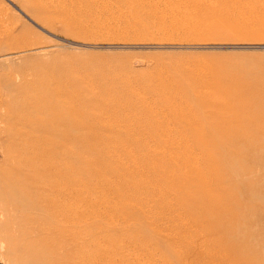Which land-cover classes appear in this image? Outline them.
I'll use <instances>...</instances> for the list:
<instances>
[{
	"label": "rangeland",
	"instance_id": "1",
	"mask_svg": "<svg viewBox=\"0 0 264 264\" xmlns=\"http://www.w3.org/2000/svg\"><path fill=\"white\" fill-rule=\"evenodd\" d=\"M43 1L44 6L41 10L43 14L37 15L30 8L29 0H0V41L4 43V46L0 48V264H39L41 258V256L38 257L37 262L35 259L37 253L35 252V258L31 256V260L25 263L14 253L15 246L18 247L20 244V233L24 229L29 215L28 209L25 207L26 204L23 205L22 202L24 200L26 202L32 196V193L25 186L30 178L27 174V171L30 170L29 162L17 151L20 134L24 133L18 127L17 117L23 116V112H16L14 116L11 109L15 104V97L22 98L30 94L34 89H38L39 85L37 86V82L41 79L56 81V83L53 81V88L51 87L52 85L50 86L51 90L48 88L51 94L49 104L52 103L55 104L56 108H61L62 113L66 117L73 116L79 120H84V118H87L88 108H92L93 105L96 106L102 102L101 104H105L107 109L111 106L109 110H112V113L110 114H113V116L121 115V118L116 116L117 119H120L117 121L121 124L116 122L114 125L117 126L118 124L119 128L121 127L119 131L122 130L121 132L128 133L123 135L122 138L125 136L124 140L131 143L135 142L139 137L144 136L142 135L143 133L148 134L149 132L139 131L140 134H135L132 126H127L130 121L128 118H133L131 112H128L132 110L134 112L133 108L138 103L146 106V108L142 106L144 107L142 109L141 104L138 105L141 110L138 109L143 112H139L138 116H136L140 117L139 119L142 121H145L150 116L165 118L172 110L176 111L172 117L178 115L179 111L184 112V115L190 113L191 117H193V113L198 114L202 112L198 116L201 117L203 115L202 117L205 120L206 118L209 120L210 118L208 117L210 116L213 119L214 115L223 118V114L224 116L227 114L229 120L225 117L223 119H213L211 122L215 121L214 124L210 122L212 126L207 121L203 122L209 127L206 131L200 128L201 126L204 127L203 124L201 126L192 125L189 129L190 131H186L188 134L187 140L194 141L199 137L194 143L191 141L194 145L191 149L192 152L198 147L194 151L198 154L200 152L199 149L205 147L202 150L205 153L203 154L201 151L200 155L207 159V155L210 153L212 155V162H216L219 166L218 171L223 178L221 180L212 179V184L216 183L215 186L217 185L222 191V198L224 197L222 201L224 206H226L223 208V204H220V211L226 213L224 220H218L217 222V218L213 212L214 218L212 217V220L210 217L209 221H216V224L210 229L207 228L209 232L204 227L205 230L200 227L204 231L198 228V231H201V233L198 232L199 234L197 233L195 236L199 235L203 241L207 239V241L214 243V240H217L215 237L217 233L216 236L219 237V240H222L221 244L224 246H220V249L226 252L229 250V253L232 255V257L224 258L226 264H234L233 260L237 264H264V0ZM122 78L127 80L124 79L123 81ZM153 78L158 79L154 80ZM159 79L163 81L161 80V82ZM155 81L158 82L157 85ZM50 82L47 81L49 84ZM163 82H165L164 86L163 84L161 86ZM125 83L130 85V88L128 85L129 90ZM119 84L121 85L119 89L122 92L117 89V86H120ZM123 84L125 85L123 86ZM166 84L170 85L166 86ZM176 84H179L182 88L179 85V89L176 88ZM105 85L109 86V90ZM132 85L136 86V90ZM63 86L65 88L61 92L63 89L60 90V87L63 88ZM83 86L88 87V90L87 88H83ZM89 86L91 87L90 90ZM103 86L106 87H104L105 90H103ZM131 86L133 87L132 91L134 94L130 91L132 89ZM144 86L148 87L149 91L147 88L144 89ZM149 86L153 87V89ZM125 87L131 95L125 94L128 93L126 91L124 93ZM166 87L168 90L170 88L174 89V91L176 90V93L171 89L168 91ZM211 87L213 89L217 88L216 91L211 90ZM161 88L168 95L177 94L176 98H179V100L171 103L172 106L169 105L168 107V104L166 105V102L164 103L162 98L158 97L162 91ZM106 89L109 92H105L107 91ZM110 89L112 92H110ZM141 89L146 91L143 93ZM74 90H76L75 94ZM118 90L121 92L122 97H124L123 101L121 99L122 105L118 101V98H120L118 97L120 94ZM207 90L209 93H212L211 97L207 95ZM88 91L93 92L92 95ZM194 91L196 94L193 95ZM52 92L56 93L52 95ZM100 92L102 94L105 92L104 95L106 94V96L108 95L107 93H110L112 96L103 97V95H99ZM154 92L156 93L154 94ZM169 92L173 93L169 94ZM179 92H181L182 96ZM112 93L117 94L115 100L117 99L118 103L113 101L114 94ZM203 93H205L204 96ZM214 93H216V96ZM226 93H228V96ZM236 93L240 97L235 96ZM73 94L77 95V98L78 96L81 97V99H77ZM83 94L86 96L85 99ZM124 94L128 95V97L124 96ZM139 94L141 95L140 98ZM185 94H189L187 97L189 96L191 99L189 97L187 99ZM230 94L231 96L232 94L235 96H232L233 101L230 98ZM54 95H60V97L53 98L52 96ZM90 95L94 97H92V101L88 100ZM129 96L136 99H129ZM223 96L228 98L226 99ZM68 97H70L69 101L71 103L69 106H67L69 103ZM137 97L139 102H137ZM158 98H161L162 102ZM229 98L231 101L228 100ZM237 98H240V103ZM86 99L88 103L94 104L91 106L89 103L88 106ZM109 99H112L111 103L115 102L116 104H111ZM185 99L186 102L189 100L186 104H190L189 107L193 108L189 109L185 103V106L182 104L183 101L185 102ZM212 99L219 102L222 101L221 104L217 105H219L218 107L222 105L223 108L220 107V109L225 110L226 113L220 109L218 110V107L215 108L217 105H213L212 108L211 103H215H213ZM202 100H204L205 105L207 101L206 108ZM127 101L130 102L128 103ZM158 101L159 103H157ZM226 101L229 105H227ZM145 102L149 106L152 105L151 107L154 109L150 108ZM179 102L182 104L181 106ZM84 104L86 105V109H83L85 107ZM159 104L162 105L158 106ZM58 105L61 106L59 107ZM154 105L157 107L156 109ZM70 106L74 109H70ZM80 107H82L83 111ZM159 107L164 108V111L167 109L166 112L168 113L166 114ZM127 108H130V110H127ZM178 108L179 111L177 112ZM198 108L202 111H198ZM202 108L204 110L207 109V111H204ZM209 108L213 111L216 109L214 115L213 113L210 114ZM123 109H126L125 114L120 113L121 111L124 112ZM103 110L105 112L103 111L102 115H100L102 109L94 110L96 112L93 115L98 114L97 117L100 118L104 114L103 119H108L109 111ZM151 110L158 112L153 113L154 111L151 112ZM195 110L198 113L194 112ZM212 110L210 111L212 112ZM160 111L164 113L162 114ZM232 111L234 113L233 118L229 115L232 114ZM146 112L150 116H146ZM235 112L237 113V117L235 116ZM208 114L210 116H207ZM180 115L181 113L178 116ZM141 116L143 117L141 118ZM250 118L251 120L249 121ZM249 123L250 125H248ZM114 125L113 128L115 127ZM171 126L179 130V126L175 123L171 124ZM220 127H222L221 130ZM173 128L171 131H174ZM217 128L218 131L220 130L219 132ZM242 128L245 129V132H243ZM191 131L195 134L191 135ZM256 131L259 133H256ZM199 132L208 135L203 137L201 134H198ZM82 133L79 132L76 135L82 136L81 138L83 139ZM158 133L162 134L161 132ZM204 139L208 140L206 142L208 144L202 147L201 143L204 145ZM155 141L151 140L148 142H150V145L151 143L155 145ZM97 143V141H92L94 145ZM154 145L153 147L156 149L152 147V150L160 151ZM134 148L130 147V150ZM155 152L159 153L158 151ZM208 162L211 163L210 160ZM205 164H202V166L204 167ZM203 167L200 169L204 170L205 168ZM169 168V171L173 172L174 169L171 170V165H169ZM90 169L97 171L96 168ZM166 171L169 172L168 170ZM205 171L207 170L205 169ZM3 172L5 175H2ZM179 178H181V175ZM167 182L173 183L174 181L171 178ZM197 188L199 187H192V192L188 191L191 198L192 193L193 195H199L205 192L203 188ZM177 196L178 198L180 197L179 194H176ZM176 197L173 195L172 199ZM222 201L220 199L219 202L221 203ZM189 203L193 208L194 204L192 202ZM190 205L188 206L190 207ZM178 208L175 211L165 212L166 215L164 214L166 219L171 221L168 225L166 224L169 228L167 232L174 225L178 226L181 222L184 223L187 220L188 222L185 225L192 227V223L194 224L193 219L190 220L192 217L186 215V221L184 219L178 222L179 218L183 215H181V208L179 210ZM224 209L228 211H224ZM189 211L190 209L186 213ZM168 213H172L171 216ZM198 213L201 217L198 214L196 218H202L203 211H199ZM87 214L84 213L85 217ZM176 215L179 217L178 221H176ZM172 218L176 221L175 223ZM139 224L136 226L139 227ZM236 226L238 227L237 232ZM114 231L120 233V235L127 233L124 226H117L114 228ZM236 233H238V237ZM125 236L137 237L138 234H126ZM232 236L233 239L231 238ZM245 243L248 244L246 245ZM226 247L231 248L227 250ZM251 247H254V249L252 248L253 250H251ZM212 248H215V244ZM125 249L132 254L133 250H135L131 245L127 244L125 245ZM239 251L244 253H242L244 258L237 255ZM61 252L62 254H67V248L61 249ZM156 252L158 260L164 257L163 255H168L166 249L161 247H158ZM144 257V255L136 256L132 262L150 264L146 257ZM193 258L196 259L197 257ZM94 264L115 263H111L108 260L106 263H102L94 257ZM116 264H119V260L116 261Z\"/></svg>",
	"mask_w": 264,
	"mask_h": 264
},
{
	"label": "bare ground",
	"instance_id": "2",
	"mask_svg": "<svg viewBox=\"0 0 264 264\" xmlns=\"http://www.w3.org/2000/svg\"><path fill=\"white\" fill-rule=\"evenodd\" d=\"M29 1H30L29 6L35 14L37 15L43 14V11H41L44 6L43 0H29ZM3 46L4 43L0 41V48H2ZM191 77L193 78L192 75ZM195 78L197 79L196 75ZM119 79L117 80L119 81ZM159 80L161 81L162 79ZM47 81L49 82L51 81L50 84L47 83ZM53 81L54 80H47V79L39 80L37 82V86L39 85L38 89L37 88L34 89V91L30 92V94H27L22 98L21 97L17 98L16 96L14 100L15 104L11 107L14 116L16 112H23V116H21L20 118L17 117L18 127L24 132L23 134H20V141L17 151L21 154L22 157H24L25 160L29 162L30 170L27 171V174L29 175L30 178L25 184V186L28 189H30L32 193V196L28 200H26V202L25 200L22 202L23 205L26 204L25 207H27L29 215H28V221L27 223L25 222L26 225L24 226V229L21 230L20 233V240H19L20 244L18 247L15 246L14 249V253L16 254V256H19L20 260L24 261L25 263H28L31 260V256H34L35 258V252H36L37 256L35 259L37 262H38L37 258L41 256L39 260V264H94V257L99 261H101L102 263H106L108 260L111 263L116 264V261L119 260V264H140L139 262L137 263H135L134 261L132 262V260L136 256L139 257V255H144L150 264H160V263L161 264H226L224 258L232 257V255L229 253L230 251L228 250L231 247L229 248L226 247L228 252L221 250L220 248L224 246L221 244L222 240H219L218 239L219 237L216 236L217 233L215 235L217 240H214V243L207 241V239L206 241H203L202 239H200L199 235L195 236L198 232L201 233V231H198L199 230L198 228L204 227L206 230H208L213 225L216 224V221L218 222V220L221 221L225 219L226 213L220 211L221 210L220 204H223L222 199L224 198V197L222 198V191L217 185L215 186L216 184L215 182H217L216 180L214 182L215 184L214 185L212 184V179L216 178L217 180H221L223 177L221 173L218 171L219 166L216 164V162H212V155L209 153V151H208L209 154L208 155L206 154L207 159H205L202 155H200V152L205 148L203 146H205V144H208L206 143L208 140L204 139L205 140L204 145L203 143H201L203 148L199 149L200 152L196 154V152L194 151L198 147L195 146L196 148L193 152L191 149L192 146H194L193 145L194 141L198 140L199 139L198 136L200 135L197 136L198 139H195L194 141L191 140L193 142L191 143L190 140H187L188 134L186 133V131H188L190 127H192V125L201 126V124H203L204 127L201 126L200 128L206 131V129H208L209 127H207V124L203 122L207 121V123L208 122L210 123L213 119L215 120L217 118L218 119L222 118L220 116L222 115L220 114L221 112L219 113L218 111L220 107H222V105L220 107H218L219 105H217V104H221L222 101L219 102L215 99H212L213 103L214 102L215 103L214 104L211 103V106L213 108V105H217L215 108L218 107L217 111L220 114V115L218 114L220 117L214 115V111L216 109L213 111L212 109L209 108L210 110H212V112L208 110L210 114L213 113L214 115L213 116L214 118L212 119L211 118L212 116L208 114L207 116H210L208 117L210 118L209 120H207L206 117L205 120L202 117L203 115L201 117L198 116L199 114H202V112L198 113L197 110H195L194 112H197L198 114H195L190 111L194 115L191 114L193 116L191 117L189 115L190 113L189 114L187 113V115H189L187 117V115L185 114L186 115L185 116L184 112L179 111L178 108L177 110V112L179 111L178 115L179 113H181V115L180 116L176 115L175 117H172V115L176 111L169 110L170 112L168 113L166 112L167 109H165L164 111V108L159 107V109L160 108L163 109V111L166 112V114L168 113L167 117L165 118L154 117V116L151 117L146 112L147 114L145 115L146 116L149 115L150 117L149 118L144 117L146 118V120L142 121L141 119H139L140 117L139 118L137 117L139 112H141L140 111L141 109L139 108L138 105L141 104L140 105L141 107L145 105H142V103H138L137 105L138 107L134 106L136 109L133 108L134 112H132L133 110L129 112L127 111L128 113L131 112V116L133 115L132 119L128 118V120L130 121L128 122L129 125L127 126L128 127L132 126V130L135 132V134L136 133L140 134L139 131H144V132L149 131L150 133L149 132L148 134L146 133L147 135L143 133L142 135L144 136L139 137V139L131 143V142H126L124 140L125 136L124 138H122L123 135H126L128 133L125 134V132H121L122 130L119 131L121 127L119 128L118 124L117 126L114 125L116 122H119L117 121L119 118L117 119L116 117L119 115L113 116V114H110L112 113V110L111 111L109 110L111 106H109L108 107L109 109H107L105 104H101L102 98L100 99L101 103L96 106L94 105L92 106V104L94 103L91 104L89 102L92 108H88L89 110H87L88 111L87 118H84V120H79L73 116L66 117L62 113L61 108L58 109L56 108L55 104L52 103L49 104V100L51 98L50 86L53 84ZM54 82L56 83V81ZM157 83L158 82H156V85ZM164 83L165 82L161 83V86L162 84L164 86ZM125 84H123V86ZM128 85L129 84H126L127 88ZM134 85L132 86L134 87ZM167 85L168 84H166V86ZM178 85L176 84V88H178ZM53 86L54 85H52L51 87L53 88ZM101 86L99 87L102 88ZM105 86L107 87V85ZM105 86H103V88ZM119 87H121V85L117 86V89H119ZM133 87L132 89H130L131 92H133L132 91ZM208 87L210 86L208 85ZM48 88L50 90H48ZM60 88H61L60 90L63 89L61 91L63 92L65 87L63 86V88L62 87ZM83 88H87L88 90V87L83 86ZM90 88L91 87L89 86V90ZM105 88L103 90H105ZM146 88L149 91L148 87L144 86V89ZM150 88L153 89V87ZM172 88L170 89L174 91V89ZM55 89L56 88H54V90ZM166 89L168 90L167 87ZM214 89L211 87V90L215 92L217 88ZM108 90L105 92H109ZM141 90L143 91V89ZM161 90L163 91L162 88ZM75 91L76 90H74V94ZM120 91L122 92V90ZM123 91L124 93L125 91L128 92L125 94L131 95V93H129V91L126 90V87L125 90ZM145 91L146 90H144L143 93ZM162 91L159 93L158 97H161L164 103L166 102V105L168 104V107L169 105L172 106L171 103L179 100V98L178 99L176 98L177 94L173 95L174 94L173 92H169V94L170 93L173 94L168 95L166 91L165 92ZM198 91L200 92V90ZM90 92L89 94L92 95L93 92L91 93ZM101 92L99 95H103V97L106 96V94L104 95L105 92L103 94ZM110 92H112V90ZM113 92L116 93L115 91ZM151 92L153 93L152 90ZM156 92H154V94ZM174 92L176 93V90ZM234 92H229V93H234ZM54 93L52 92V95ZM208 93L207 95L209 96L212 94V93L209 94ZM238 93H236L235 96L236 95L238 96ZM107 94H108L107 96L110 97L112 96L110 95V93ZM125 94L124 96L128 97V95ZM140 94L138 95L139 98L141 96ZM179 94L181 95V92H179ZM194 94H196L195 91L193 95ZM214 94L216 96V93ZM227 94L228 93H226V95ZM91 95L90 98H88V100L94 98L93 96L92 98ZM99 95L97 96L99 97ZM119 95L118 97L120 98H118L119 99L118 101H120L121 104V99L123 101L124 97H122V94L121 96ZM187 95L189 94H185L186 97ZM204 95L205 93H203V96ZM74 96H76L77 98V95ZM232 96L230 94V98L233 101L234 100L233 97L235 96L233 97ZM52 97L59 98L60 95L59 96L54 95ZM113 97H114L113 101L117 102V99L115 100V98H117V94L116 95L114 94ZM68 98H69L68 99L69 103L67 104V106L71 104L69 101L70 97ZM85 98L86 96L84 97V99ZM131 98L132 97L129 96V99ZM161 98L160 99L158 98V100L162 102ZM225 98L227 99L228 97ZM230 98L228 99L229 101H231ZM77 99L80 100L81 97L78 96ZM132 99H136V98H132ZM237 99L239 102L240 98ZM218 100L220 99L218 98ZM188 101L186 102L185 99V102L183 101L182 104L184 105L185 103V105L189 107L190 104L189 105L186 104L188 103ZM202 101L204 104V100ZM207 101H206V105H207ZM115 102H112L111 104ZM137 102H139V100ZM223 102L225 101L223 100ZM86 103L89 106L88 101ZM157 103H159V101ZM74 104L76 103L74 102ZM145 104L147 103L145 102ZM179 104L180 106L182 105L180 102ZM161 105L162 104H159L158 106ZM206 105L204 104L205 108ZM227 105H229V103H227ZM58 106L60 107L61 105ZM151 106L149 107L154 109ZM154 107L155 109L157 108L155 105ZM71 108L73 107L70 106V109ZM80 108L82 109V107ZM143 108L144 107H142V109ZM184 108L182 109L185 110ZM190 108L193 107H189V109ZM83 109H86V105ZM96 109H102L100 115H102V113L105 112V110L103 109L109 111L108 112L109 115L108 113H106L109 116L107 117L108 119H103L104 114L103 116H101L102 118L97 117L98 114L93 115L96 112L94 111ZM125 110L123 109L124 112L121 111L120 113L125 114L126 113ZM127 110H130V108L129 109L127 108ZM199 110L201 109L198 108V111ZM220 110L222 112L223 111L225 112V110L223 109ZM152 111L154 110H151V112ZM204 111H207V109ZM233 111L231 112L232 114H229L231 115L232 118L234 116ZM84 112H83V116H84ZM155 112L157 113L158 111H154L153 113ZM240 113L242 114L241 111ZM235 114H236L235 116L237 117L236 112ZM227 116H228L227 114L225 116L223 114V118L225 117L227 119L228 118ZM142 117L143 116H141V118ZM186 117L189 119L187 120ZM251 118L249 119V121L251 120ZM214 122L211 123L214 124ZM173 123L179 126V127L176 126L178 127L179 130L174 129L173 126H171L174 129V131H171L172 128L170 127V125ZM221 123L223 124V122ZM113 125L115 126L114 128ZM248 125H250V123ZM238 127L240 128V126ZM221 128L222 127H220V130ZM244 130L245 129H243V132H245ZM177 131H179L180 133L178 132L179 133L178 134ZM79 132L80 133L83 132L82 133L83 139L81 138L82 136L76 135ZM158 132H161L162 134H159ZM256 133L259 132L256 131ZM194 134L193 132L191 133V135ZM198 134H201V136L203 137L208 135L203 132L201 133L199 132ZM149 138L154 141L157 140L155 141V145L154 143H151V145L153 144L154 146L158 147L160 151L152 150L153 145L151 146L150 142H148L151 141ZM200 138L203 140L202 137ZM92 141H97L98 143L94 145L92 144ZM130 147H135V148L133 150H130ZM206 147L208 148L207 145ZM155 151H158L159 153H156ZM204 153L205 152H203V154ZM209 160L211 161V163L208 162ZM202 164H205L206 167L205 166L203 167ZM169 165H171V170L174 169L173 172L169 171L170 169ZM200 166L205 168L207 171H205V169L201 170L200 168L202 167ZM89 168H96L97 171L91 169L89 170ZM165 169L168 170L169 172H167ZM3 174L4 172L2 173V175ZM180 175L181 178H179ZM171 178L172 181L174 182L168 183L167 180ZM173 178L175 179L173 180ZM192 187H199L200 189L203 188L205 192L199 195H193L192 193L191 194L192 198H191L189 196L190 193L188 194V191L190 190V192H192L191 190ZM175 191L178 192L176 193ZM176 194H179L180 197L179 198L178 196L176 197ZM173 195L174 197H176L175 199H172ZM77 196L80 198H78ZM220 199L222 201L221 203L219 202ZM189 202H192V204H194L193 208ZM82 203L83 205H81ZM188 205H190V207ZM178 206L179 208H181L180 209L182 212L181 215L183 214L184 216L182 215V217L179 218L177 217L178 215H176L177 217L176 221H178V218H179L178 222H180V220L181 221L184 220L186 215L192 217L190 220L193 219L194 224L192 223V227L190 225H185V223L188 222L187 220V222L184 223L181 222L178 226L174 225L170 229V231L167 232V229L169 230V228L168 226H166V224L168 225V223L171 221L169 219H166L165 212L175 211V209H177ZM225 207L226 206H224L223 204V208ZM189 209L190 211L186 213ZM226 210L224 209V211ZM199 211L201 212L203 211L202 218H200L201 216L198 213ZM213 212L215 213V217L217 218V220L214 222H210L209 218L211 217L212 220L214 218L213 216L214 214H212ZM84 213H88L86 217ZM171 214L169 215L171 216ZM198 214L200 216L199 219L196 218ZM176 221L174 220V223ZM138 223H140L139 227L136 226ZM117 226H124L127 233L120 235V233L115 232L114 228ZM202 228H200V230L204 231L205 229L203 228L204 229L203 230ZM236 228H237L236 229L237 232L238 227L236 226ZM213 232L212 234L214 235ZM133 233H137L138 236L137 237L125 236L126 234H133ZM236 234H237L236 236L238 237V233ZM231 238L233 239V236ZM126 244L131 245L135 249L133 250V254L129 253V251L125 249ZM214 244H215V248H212ZM158 247L166 249V251L168 252V255L167 254L163 255L164 257H162L160 260L156 258V253H157L156 249ZM235 247L233 248L235 249ZM66 248H67V254L65 253L62 254L61 249H66ZM252 248L254 249V247H251V250H253ZM240 253L242 254L243 252L239 251V254L237 253L236 254L240 255L239 257H242L244 253L242 255ZM193 257H197V258L194 259ZM230 260L229 262H231ZM233 262L234 264H237L235 260H233Z\"/></svg>",
	"mask_w": 264,
	"mask_h": 264
}]
</instances>
